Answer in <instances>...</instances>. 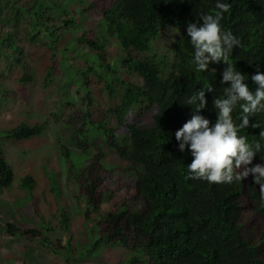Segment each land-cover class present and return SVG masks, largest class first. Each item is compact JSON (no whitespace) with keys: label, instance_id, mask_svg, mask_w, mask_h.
<instances>
[{"label":"trees","instance_id":"obj_1","mask_svg":"<svg viewBox=\"0 0 264 264\" xmlns=\"http://www.w3.org/2000/svg\"><path fill=\"white\" fill-rule=\"evenodd\" d=\"M215 2L12 0L17 9L32 12L39 20L40 28L34 32L33 42L48 53L49 62L54 61L55 51L67 39L71 45L95 51L93 63L78 73L81 85L87 82L89 74L103 81L110 102L107 114L114 117L118 125H122L134 109L141 114L152 111L148 122L137 119L127 124L126 133L121 136L117 134L116 127L109 125L106 116L96 123L91 122L102 132L108 146L127 162V169L106 167L101 162L102 153L97 145L81 167L72 171L69 168L76 183L75 197L86 204L85 214L114 200V204L110 203L112 207L94 220L91 246L78 255L72 250L68 214L65 208H61L58 228L62 235L53 242L41 228L12 221L6 223L2 231L4 236H25L38 240V244L26 246L28 257L47 251L51 245L53 252H63L65 264H73L77 258L95 252L104 243L119 245L134 253L126 264H134L140 252L146 264H264V205L260 202V186L253 182L251 175L231 184L189 179L187 165L193 157L187 148L180 152L175 139V131L191 118V106L181 101L209 84L214 91L205 90L207 107L201 110V114L213 123L216 120L212 101L217 95H222L224 86L220 84V79L226 65L210 62L207 72L197 71L192 64L193 48L186 34L188 23L199 21L202 13L215 12ZM223 2L230 3L231 8L224 14L222 27L225 31L231 30L241 42L239 47H234L229 62L248 75L246 83L254 89L251 75L257 71V65L264 72V0ZM76 14L89 17V30L76 33L80 27ZM93 19L100 20L101 24L98 40L93 37ZM168 24L181 29L172 38L171 57L153 51L148 54L161 28ZM12 39L11 32L0 28V45L16 50ZM106 40L117 43L122 68L138 76L141 84L122 79L119 70L106 60ZM20 64L22 74L18 82H32L27 62L21 60ZM98 65L101 67L99 71ZM52 67L46 70V79L49 78L50 82ZM3 78L2 73L0 91L4 88ZM84 96L88 99L86 111L78 120L69 122L73 129L70 142L82 151L89 144V131L85 125L92 105L90 95L86 92ZM239 112L237 109L234 113L237 123ZM52 115L55 120H60L57 113ZM252 123H258L260 127L249 126L241 131L249 142L259 140V133L264 130V112L251 117L250 125ZM47 125L48 120L37 124L21 122L2 132L1 136L12 141L39 137ZM61 153L71 167L68 147L62 145ZM262 160L264 150L254 156L252 165L264 162ZM126 171L133 175L129 182ZM12 180L13 171L0 145V189L9 186ZM20 184L30 190L34 179L26 175L21 178ZM57 188V185L50 187L54 196L59 195ZM127 191L132 193L124 194ZM119 194L124 195L120 197ZM42 226L49 232L54 230L44 224ZM28 257H17L15 264H33Z\"/></svg>","mask_w":264,"mask_h":264},{"label":"rangeland","instance_id":"obj_2","mask_svg":"<svg viewBox=\"0 0 264 264\" xmlns=\"http://www.w3.org/2000/svg\"><path fill=\"white\" fill-rule=\"evenodd\" d=\"M74 2L77 3V0ZM75 16L80 25L76 33L89 30V17L79 14ZM36 18L32 12L17 9L12 0H0V28L13 34L12 44L17 48L10 50L0 45V75L3 73L5 77L2 79L3 91H0V145L13 171L12 183L0 189V264H15L17 257H28L27 245L39 243L37 239L30 237L4 236L2 231L7 222L41 228L53 242L57 236L62 235L58 228L61 208H65L68 214L72 250L78 255L88 249L93 242L91 229L94 220L108 211L114 200H109L100 208L85 214V202L75 197L76 183L71 171L81 167L83 161L93 154L95 145L100 148L101 162L106 167L127 169V162L108 146L102 132L91 122L96 123L99 118L106 116L109 125L116 127L117 134L121 136L125 135L127 124L137 119L148 122L152 115L151 110L141 114L134 109L125 117L123 124L118 125L116 119L107 114L110 102L103 81L98 80L94 74H89L87 82L81 85L78 73L82 72L86 65L93 63L95 51L71 45L67 39L61 43L59 50L55 51L54 61L49 62L46 56L48 53L33 42L35 38L32 36L40 28ZM93 20V37L97 39L101 24L100 20ZM180 31L176 25L168 24L162 27L148 54L153 51L155 54L171 57L169 49L172 38ZM41 36L46 40L43 33ZM104 51L106 60L113 68L119 70L122 79L141 84L138 76L122 68L118 58L121 53L114 40L105 41ZM19 59L27 62L28 72L33 77L32 82H18L17 79L22 74ZM51 65L53 76L50 82L49 78L46 79V70ZM99 69L101 67L98 65L97 71ZM86 92L92 98V105L85 125L89 131V144L88 148L82 151L70 142L69 136L73 129L69 122L72 119L78 120L86 111ZM53 113L60 115V120H55ZM44 120H48V125L39 137L12 141L1 136L2 132L21 122L37 124ZM62 145L69 149L71 167H68L62 156ZM69 168H72L71 171ZM26 175L34 179V186L30 190L20 184L21 178ZM126 176L128 182L133 178L127 171ZM124 184L127 185L126 182ZM56 185L58 196H54L50 191V187ZM131 193L127 191L124 194ZM124 194L119 195L122 197ZM42 224L53 228V232L44 229ZM133 254L122 246L102 243L95 252L77 258L73 264H126ZM28 259L33 264H65L63 252H53L51 245L47 251L30 254ZM134 264H146L143 253L140 252Z\"/></svg>","mask_w":264,"mask_h":264},{"label":"clouds","instance_id":"obj_3","mask_svg":"<svg viewBox=\"0 0 264 264\" xmlns=\"http://www.w3.org/2000/svg\"><path fill=\"white\" fill-rule=\"evenodd\" d=\"M230 8V3L216 0L214 13H202L199 21L187 25L186 34L193 48L192 64L197 71L207 72L210 62H222L226 65L220 79L224 87L222 95L212 101L216 113L214 123L201 114L207 107L205 90L214 91L211 84L181 101L191 106V118L175 131V139L179 151L183 153L187 148L193 157L187 165L189 179L231 184L251 175L253 182L260 186V202L264 205V162L252 165L254 156L264 150V130L260 131L259 140L251 142L241 134L249 126L260 127L258 123L250 125V118L264 112V72L257 65V71L251 75L255 88L251 89L246 83L248 75L229 62L234 47L241 43L221 24ZM237 109L240 110L238 123L234 119Z\"/></svg>","mask_w":264,"mask_h":264}]
</instances>
